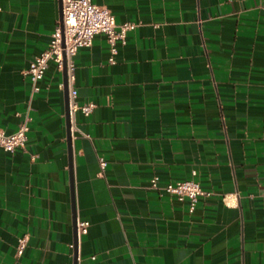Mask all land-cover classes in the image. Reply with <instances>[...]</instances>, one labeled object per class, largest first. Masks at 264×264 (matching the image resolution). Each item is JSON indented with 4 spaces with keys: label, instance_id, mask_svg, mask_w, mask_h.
Listing matches in <instances>:
<instances>
[{
    "label": "crops",
    "instance_id": "crops-1",
    "mask_svg": "<svg viewBox=\"0 0 264 264\" xmlns=\"http://www.w3.org/2000/svg\"><path fill=\"white\" fill-rule=\"evenodd\" d=\"M92 1L137 26L113 63L103 34L77 49L95 107L68 140L62 71L34 93L26 74L60 2L0 0V129L28 118L25 148H0V264H74L72 194L76 264H264V0ZM153 177L213 194L190 210Z\"/></svg>",
    "mask_w": 264,
    "mask_h": 264
},
{
    "label": "built area",
    "instance_id": "built-area-1",
    "mask_svg": "<svg viewBox=\"0 0 264 264\" xmlns=\"http://www.w3.org/2000/svg\"><path fill=\"white\" fill-rule=\"evenodd\" d=\"M136 26L137 24L133 22L116 23L110 9L95 4L92 0H61V19L57 20L46 48L34 56L26 70L31 84V93L38 91L37 84L43 78L50 61L55 63L59 71H62L65 66L68 80L70 128L76 129L74 125L75 113L80 111L82 114L88 115L95 105L93 103L79 104L76 101V93L71 85L74 54L80 47L91 46L95 35L103 34L110 47L108 61L113 63L117 41L125 42L127 32L133 30ZM27 122L28 118H25L13 133L7 134L0 129V148L8 152H13L17 148H25L28 131ZM82 135L89 138L85 133H82ZM105 166V160L99 158L101 174ZM192 173L195 175V171ZM149 186L152 189L162 190L173 195L180 201L187 198L190 210H194L199 197H208L213 194L211 191L204 190L200 183L194 179L170 182L159 188L157 177H153ZM88 227V221H77V235L86 234ZM26 239V236L17 239V256L22 255L26 247Z\"/></svg>",
    "mask_w": 264,
    "mask_h": 264
},
{
    "label": "water",
    "instance_id": "water-1",
    "mask_svg": "<svg viewBox=\"0 0 264 264\" xmlns=\"http://www.w3.org/2000/svg\"><path fill=\"white\" fill-rule=\"evenodd\" d=\"M59 2H60V19H61V0H59ZM62 75H63V90H64L65 123H66L67 139L69 140L71 134L70 133L71 126H70V113H69L68 80H67L65 66L63 67ZM71 198H72V210H73L74 264H76V245H77L78 235H77L75 215H74L73 194L71 195Z\"/></svg>",
    "mask_w": 264,
    "mask_h": 264
}]
</instances>
